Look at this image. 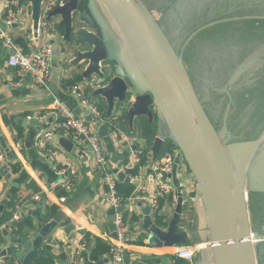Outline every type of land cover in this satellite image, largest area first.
<instances>
[{"label": "crops", "instance_id": "1", "mask_svg": "<svg viewBox=\"0 0 264 264\" xmlns=\"http://www.w3.org/2000/svg\"><path fill=\"white\" fill-rule=\"evenodd\" d=\"M175 1L167 0L166 6L156 8L158 12L155 14V11H152L153 7L148 4L147 0H144L157 20L160 14L161 19L158 22L167 36L170 35L168 37L171 42L176 33L167 29V21H170V13L176 8ZM211 1L189 0L190 13L181 8L183 17L192 18L191 24L186 25L188 31H191L195 26H201V24L207 26L203 33L202 44L205 43L208 49L223 43L231 47H237V45L239 47L241 32L248 23L245 20L263 13L262 10L264 11V0H262L260 4L253 5L252 2L243 7L241 17H236L232 21L222 20L223 17H228L226 15L210 21L209 17L212 14H207L206 11L209 10ZM5 13L4 0H0V27L8 29L11 40L21 46L26 53L47 42L39 33V27L37 29L34 27L31 1L20 6L16 0L13 5L15 20L9 28L5 24L7 17ZM73 18L74 31L71 42L65 38V32L61 33L57 29L49 39L52 44L53 69L49 89L37 86L31 75L21 73L18 68L9 64V58L14 53V48L10 47L7 39L0 35V154H3V159H0V206L3 205L5 210L7 203L16 199V207L22 216H29L32 221L33 225L28 227L30 237L39 236L40 230L45 225L55 217L61 216L62 219L48 236L50 240L44 238L43 242V244L51 243L55 264H68L76 252L79 253L78 264H110L109 255H104L101 260L94 261L90 258L88 246L79 247L80 241L86 233L101 237L107 242L112 241V237H115V209L111 207L106 197L105 185L102 180L103 173L95 162L92 148L88 144L75 142L71 139L69 140L72 141L73 146L63 144L61 134L55 135L51 142L46 141L43 137L52 125L54 118L48 113L55 106L57 100L64 101L80 116L88 114L87 106L79 102L78 98L67 89L68 83L77 81L84 86L86 95L94 97L104 108L106 120L93 123L91 128L93 132L101 136L103 125L108 127L109 134L102 137V144L107 155V167L117 173L119 183L127 182L129 177L128 181L134 183L136 187L141 184L146 186L145 192L139 193L143 196L142 199H138L136 204L122 209L128 234L127 258L129 264H146L147 261H150L151 264H170L173 247L153 246L142 228L144 207L150 206V217L154 222H156L155 212L160 207V212L165 216L164 226L169 224L174 215L176 201L170 194L161 197V202L157 207L153 205V197L158 195L159 181L169 184L177 194L183 193L181 218L186 217L188 221L185 225L179 226V231L187 232L189 240L187 244L182 245L201 244L196 258L191 264H215L208 216L197 179L187 162L171 121L159 101L155 99L149 106L153 112L152 117L136 115L133 123H130L126 117L127 108L108 115L106 99L101 95H93L95 88H92L91 83L98 77L93 76L91 80L83 79L82 73L87 67V61L74 66L67 64L77 59L76 43L82 39L80 30L85 28L104 39L110 59L106 66L109 65L112 70L111 78L116 75V67L123 66L126 70L125 79L128 84L131 87L134 84L142 92L148 91L150 84L130 43L101 0H79V7L74 12ZM60 21H62L61 15L51 19L54 28L56 24L62 25ZM263 44L264 41L261 46ZM88 46L91 47V44L88 43ZM173 46L177 50L174 44ZM63 48H66L65 52H63ZM240 52L243 50L240 49ZM219 57L234 59L227 51L222 52ZM229 63L232 70L229 71L230 73H226L229 77L225 83L229 84L230 81L232 84L230 83L231 85L226 88L216 85L217 88L211 95L212 100L201 101L226 146L244 190L248 193L247 206L251 231L264 235V129L256 132L254 137L246 138L253 123H245L242 120L244 113H237L231 107V102L228 101L223 107L224 96L241 87L237 91V97L240 99L236 103L246 102L247 106L253 107L259 105L260 103L255 102L256 100H251V93L248 92V90L258 87L248 85L258 78L254 79L251 75L248 79L245 74H239L235 78V73L232 71H234L235 65L238 69L242 67V63L230 61ZM185 66L190 74L189 68H193L191 61L189 60ZM191 79L196 88V82L192 76ZM108 80L102 82L101 85L107 84ZM239 82H244V84L236 85ZM51 84L54 86L51 87ZM230 87L232 88L230 91L226 90ZM53 88L56 92L53 91ZM129 99L134 100V95H131ZM200 99L202 98L200 97ZM211 110L214 111L213 116L210 113ZM35 114L42 115L41 119L27 118L29 115ZM123 117L126 118L125 122ZM113 122H117L119 128L117 134L111 128ZM218 122L221 123L219 130L216 124ZM145 124L155 125V137L152 140V149L147 163L140 168L138 175L132 176L128 169L137 163V150L144 148L148 143L143 136ZM19 128L22 129L20 136H18ZM31 131H36L34 142L33 145L27 146ZM157 138L162 140V145L155 157L154 144ZM168 146L171 147L169 154L174 158V163L171 171L165 174L158 172L155 168L157 163L166 156L165 148ZM73 170L74 173H72ZM68 180L72 182L71 190L66 191L67 200L62 202L59 199V193L62 191L61 188H64L63 184ZM35 195H38L39 198L36 199ZM46 200L48 205H54L58 209V214L52 219L47 217ZM112 208L114 212L111 210ZM20 241L21 239L12 236L8 223L0 227V264H20L19 258L14 253L20 249ZM261 242L264 240H255L254 243L257 264H260L261 255L258 244ZM143 257H147L148 260H143Z\"/></svg>", "mask_w": 264, "mask_h": 264}, {"label": "water", "instance_id": "2", "mask_svg": "<svg viewBox=\"0 0 264 264\" xmlns=\"http://www.w3.org/2000/svg\"><path fill=\"white\" fill-rule=\"evenodd\" d=\"M28 1L32 4L34 27L37 29L45 0H18V3L21 6ZM101 1L130 43L147 76L150 89L142 92L134 84L131 87L125 79L126 70L123 66L116 67V75L111 78L112 70L109 65L106 66L110 59L104 39L85 28L80 30L82 39L76 43L77 59L67 64L74 66L87 61V67L82 73L83 79L91 80L93 76L99 78L92 80L91 86L95 88L93 95H101L106 99L108 115L127 108L126 117L133 123L136 115L152 117L153 112L149 106L155 99L159 101L197 179L208 216L215 264H257L254 243L255 240H264V235L251 231L248 193L205 110L182 57L144 0ZM78 7L79 0H67L65 5L55 7L48 16L50 20L57 15L62 16L60 24L65 26V38L70 42L74 31L73 14ZM65 51L66 48H63ZM107 80V84L101 85ZM53 91L56 92L54 88ZM131 95H134V100L129 99ZM101 131V137L109 134L107 125H103ZM35 134L36 131L30 132L27 146L33 145ZM61 137L63 144L73 146L72 141ZM161 145L162 140L157 138L154 144L155 157ZM183 201V193L179 192L174 215L167 226L159 225L151 219L150 206L143 208L142 228L153 246L173 247L189 240L187 232L179 231ZM3 210L4 206L1 205L0 217ZM111 210L114 212L113 208ZM61 219V216L55 217L40 230L37 237L21 239L20 249L14 252L20 264H34L44 238L50 240L48 236L51 230ZM91 244L92 240L88 250Z\"/></svg>", "mask_w": 264, "mask_h": 264}, {"label": "built area", "instance_id": "3", "mask_svg": "<svg viewBox=\"0 0 264 264\" xmlns=\"http://www.w3.org/2000/svg\"><path fill=\"white\" fill-rule=\"evenodd\" d=\"M67 0H45L42 4L41 17L39 21L40 34L46 43L40 45L35 50L26 53L23 48L15 44L10 37L8 29L0 27V35L7 39L10 47L14 48V53L9 58V64L18 68L21 73H28L32 76L33 82L40 87L49 89L50 82L52 80V44L49 39L52 37L55 28L49 19V13L57 6L65 5ZM16 0H4V6L6 9L5 24L6 27H10L15 20L13 18V5ZM68 91L78 98L79 102L85 104L88 108V114L86 116H80L77 114L74 108L70 107L64 101L57 100L55 106L48 113L54 119L49 130L44 133V139L51 142L55 135L61 134L62 136L71 139L75 142L88 144L94 153V159L103 173V183L105 185V194L108 198L111 207L115 209L114 213V233L115 237H112L110 241L109 261L110 264H129L128 256V234L126 231V224L124 221V210H119L120 207H128L136 204L138 199H142L143 196L139 193H144L146 186L141 184L136 187V191L133 195L124 198L118 192V175L107 167V155L102 144V137L96 132H93L91 125L93 123H99V121H105L104 110L100 109L99 103L93 97L86 95L84 86L81 83L67 84ZM42 115L35 114L29 115L28 119H41ZM111 128L117 134L119 128L111 123ZM0 159H3V154H0ZM136 161H139V157L136 156ZM174 163V158L169 153L158 162L156 170L161 173H168L171 171ZM75 171L73 170L72 173ZM65 190L68 192L71 190L72 182L68 180L63 184ZM137 191H139L137 193ZM166 194H170L174 201H177L178 194L171 189V186L164 181H159L158 195L153 197V205L157 207L159 200ZM36 199L38 195L34 196ZM60 201L66 202L67 195H61ZM46 204L48 201L46 200ZM17 208V207H16ZM22 217V213L17 209L11 219V222L18 220ZM10 228V223H8ZM201 244L184 246L177 244L173 246V255L176 258H181L189 261H194L196 255L200 249ZM80 248H84L85 244L80 243ZM79 253L76 252L68 264L79 263Z\"/></svg>", "mask_w": 264, "mask_h": 264}, {"label": "rangeland", "instance_id": "4", "mask_svg": "<svg viewBox=\"0 0 264 264\" xmlns=\"http://www.w3.org/2000/svg\"><path fill=\"white\" fill-rule=\"evenodd\" d=\"M147 2L153 7L152 11H155V14L158 12L156 11V8H164L167 4V0H147ZM252 2L253 5L255 3L260 4L262 3V0H212L210 2L209 10L206 12L207 14H212L209 17L210 21L217 20L216 17L225 15L228 17H223L222 20L232 21L236 17H241V11L244 9L243 7L251 4ZM174 4L176 5V8L170 13V21H167V29L172 32L175 31L176 36L172 42L176 46L177 51L185 64L189 62L188 59L191 61V66L193 68L189 69L196 82L195 84L197 92L202 98V101H211V95L215 92V89L218 85H221L222 88H226L225 82L229 77L226 75V73H230L229 71L232 70L229 61L242 63V67L238 69L237 65H235V68L233 69L234 71H232L235 73V78H237L239 74H245V77L248 79H250L251 75L254 77V79L264 75V44L262 46L263 48L261 54L253 52L252 49H250L248 53H245V51L240 52V46L231 47L224 43L222 45L218 44L215 47L208 49L205 43L204 45L202 44L203 33L207 29L205 24H201V26H195L191 29V31L186 29V25L191 24L192 18L183 17L181 8L190 13L189 0H176ZM160 19L161 16L159 14L158 20ZM168 36L170 37V35ZM224 51L229 52L234 57V59L229 60L224 57H219ZM229 83L232 84L230 81ZM243 84L244 82H239L236 85ZM231 89L232 88L230 87L226 90L230 91ZM207 108L209 109V107ZM210 108L212 107L210 106ZM254 109L259 110L260 112L263 110L259 109L258 105H255ZM210 113L213 116L212 113H214V111L211 110ZM219 120H221L220 117ZM251 123H253V129L255 130L257 123ZM216 124L219 130L221 127L219 125H221V123L218 122ZM187 221L188 219L186 218L184 223L181 225L186 224ZM258 247L261 255L259 263L264 264V242L258 244Z\"/></svg>", "mask_w": 264, "mask_h": 264}, {"label": "trees", "instance_id": "5", "mask_svg": "<svg viewBox=\"0 0 264 264\" xmlns=\"http://www.w3.org/2000/svg\"><path fill=\"white\" fill-rule=\"evenodd\" d=\"M263 13H259L258 15L254 16L253 18L246 19L245 22L246 25L244 26L242 32H241V45L240 49L245 51V53L249 52L250 49L253 50V52H257L258 54L262 53V46L261 43L264 41V11ZM55 29L60 31L61 33L65 32V26L64 25H55ZM236 44V43H235ZM237 45V44H236ZM238 46V45H237ZM190 60V59H188ZM190 77L192 76V73H190ZM193 78V77H192ZM77 81H74L72 83H76ZM68 84H71L68 83ZM255 86L257 88H254L253 90H248L249 93H251V100H256L255 102L260 103L259 109H263L262 112L259 110H255L253 106H247L248 103L246 102H240L237 104V100L240 98L237 97V91L239 89H235L233 91H230L229 95L224 96V105L228 101L231 102V107L235 109L237 113L243 112L244 115L242 117V120L245 121V123L250 124L251 122H255L256 129H253V126L250 130H248L246 138L252 137L256 132H259L264 129V75L259 77L254 82L251 81L248 85ZM231 84L226 83V87H229ZM255 106V105H254ZM100 109L104 110L102 106L99 104ZM123 121H126V118L123 117ZM113 125L117 126V122H113ZM22 134V129H18V136ZM143 136L147 140V146L144 148H139L137 150V156L139 157V161L136 163L134 167H131L128 169V172L130 175L135 176L138 175L140 168L144 166L148 161V156L150 153V150L152 149V140L155 137V125L153 124H145L144 130H143ZM254 137V136H253ZM165 152L169 153L171 152V147L168 146L165 148ZM62 191L59 193V195H68L66 190L64 188H61ZM136 191V185L130 181L127 182H121L118 184V192L120 195H122L124 198H127L131 195H133ZM161 202V199L159 200ZM16 199H12L9 201L5 207V210H3V213L0 217V227L6 223H10V233L12 236L23 239L25 237H28L30 235V230L28 227H31L32 221L29 216H22L20 219L15 220L11 222V219L17 210L16 208ZM160 204V203H159ZM47 210V217L48 219H52L58 214V209L54 205H48L46 206ZM156 223L159 225L165 224V216L160 212V207L155 212ZM186 218L182 217L180 221V225L184 223ZM185 225V224H184ZM92 240V244L89 250L90 258L94 261L101 260L104 255H108L110 251V243L102 239L101 237L92 236L90 233H86L84 235V238L81 239L80 242L85 244V247L88 246V243ZM187 242L183 244H187ZM182 245V244H181ZM170 264H191L189 261L181 258H176L174 255H171ZM13 259V258H12ZM148 260L147 257H143V260ZM146 260V261H147ZM34 264H55V255L53 254L52 245L49 242H45L39 252V256L35 260ZM145 264V263H142ZM146 264H151L150 261H147Z\"/></svg>", "mask_w": 264, "mask_h": 264}]
</instances>
